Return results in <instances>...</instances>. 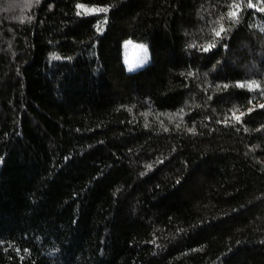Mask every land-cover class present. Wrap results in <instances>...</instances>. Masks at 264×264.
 <instances>
[{
    "label": "trees",
    "instance_id": "1",
    "mask_svg": "<svg viewBox=\"0 0 264 264\" xmlns=\"http://www.w3.org/2000/svg\"><path fill=\"white\" fill-rule=\"evenodd\" d=\"M13 2L0 264H264V0Z\"/></svg>",
    "mask_w": 264,
    "mask_h": 264
},
{
    "label": "rangeland",
    "instance_id": "2",
    "mask_svg": "<svg viewBox=\"0 0 264 264\" xmlns=\"http://www.w3.org/2000/svg\"><path fill=\"white\" fill-rule=\"evenodd\" d=\"M15 4H22L23 0H11ZM151 61L150 50L145 43L127 39L123 43V64L128 72H136L146 67Z\"/></svg>",
    "mask_w": 264,
    "mask_h": 264
}]
</instances>
